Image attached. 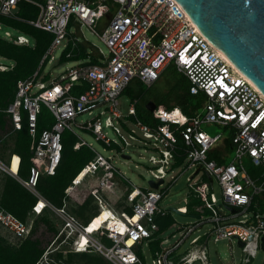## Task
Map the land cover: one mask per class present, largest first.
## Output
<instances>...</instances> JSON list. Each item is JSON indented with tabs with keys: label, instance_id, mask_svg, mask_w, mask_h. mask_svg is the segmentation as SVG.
Returning a JSON list of instances; mask_svg holds the SVG:
<instances>
[{
	"label": "built area",
	"instance_id": "2783aa9c",
	"mask_svg": "<svg viewBox=\"0 0 264 264\" xmlns=\"http://www.w3.org/2000/svg\"><path fill=\"white\" fill-rule=\"evenodd\" d=\"M21 1L37 9L36 18L26 23L53 36L41 63L45 60L47 64L51 63L58 46H61V53L57 61L65 51H68L66 57L72 56L80 42L89 46L87 59L73 62L55 80L45 82L34 73L30 78L18 81L14 99L5 110L11 116L14 130L22 124V111L26 113L33 156L25 180L17 176V171H11L13 156L9 165L0 161V170L14 177L36 198L32 208L34 215L47 211L56 219L57 234L38 264H61V259L51 255L67 252L96 255L107 264H144L133 248L157 236V219L167 214L160 210L159 202L178 179L172 178L165 187V178L184 162L185 170L200 168L212 176L220 188L226 210L217 208V200L210 191L213 186L203 180L204 173L199 172V186H191L196 177L192 175L187 179L192 189L188 196L191 194L201 201L193 207V215L198 219L183 228L182 237L170 249L159 250L152 264H211L207 250L211 235H215L214 242L234 238L244 245L243 251L255 254L260 248V239L264 238V212L253 205L255 198L264 194V96L261 92L233 69L175 0H45L43 4L34 0H0V16L22 21L17 17ZM72 27L76 29L74 33ZM82 27L99 38L107 48V55L83 38ZM0 33L3 37H11L1 25ZM13 42L27 45L28 39L17 36ZM90 57L94 58V63L86 64ZM168 65L187 79L190 95L205 96L199 112L188 116L179 109L155 108L151 113L157 124L147 126L136 116L137 101L128 100L127 112L123 114L119 109L123 90L133 80L151 86ZM9 68L0 63V71ZM74 87L82 88L73 93ZM41 106L51 113L54 123L36 140ZM94 112L97 113L91 120L77 123L78 116ZM207 124L232 129L234 154L231 162L217 164L209 158L210 152H220L216 144L222 134L210 137L202 130V125ZM73 127L93 135L104 146L103 151L109 149L112 152V148H117L113 150L120 154L123 151L120 143L109 139L103 129L111 128L127 147L131 144L121 134L124 129L128 139L136 142L144 152L155 153L149 158L151 168L148 172L152 180L148 182L162 183L157 189L149 187L150 190L133 186L113 166L111 157L98 154L81 141L93 153V158L72 179L64 193L67 199L75 202L79 198L76 193L83 188L92 195L97 213L84 224L68 211V200L64 199L61 207L52 205L37 192V182L42 174L54 175L61 161L62 134L68 131L76 136ZM125 156L121 155L123 159ZM178 158H182L179 165ZM244 158L259 169L255 179L244 170ZM121 183L128 187L122 195L123 204L118 208L111 199H120L116 190ZM126 208H130L131 215ZM176 210L188 214L185 207ZM104 211L109 216L92 227ZM237 217L242 219L237 223L230 222ZM204 223L212 224L209 236L206 239L194 237L190 249L177 255L182 244ZM0 226L16 238H26L31 229L1 207Z\"/></svg>",
	"mask_w": 264,
	"mask_h": 264
},
{
	"label": "trees",
	"instance_id": "16d2710c",
	"mask_svg": "<svg viewBox=\"0 0 264 264\" xmlns=\"http://www.w3.org/2000/svg\"><path fill=\"white\" fill-rule=\"evenodd\" d=\"M37 9L32 5L21 1L18 4L17 17L21 19L13 20L0 16V25L2 30H12L16 33L12 40L5 39L0 34V58L3 61H8L6 66L11 67L6 71H0V146L6 151L4 161L9 165V160L12 156L11 171H17V176L25 180L28 178L29 169L32 166V152L30 150L32 138L29 134L27 116L22 111V124L19 129L14 130L11 116L6 113L7 107L12 103L15 92L16 84L20 80L30 78L34 73L37 77L45 82L50 81L48 73L43 74L47 65V61L41 60L52 41V35L36 29L26 23V21L36 18ZM17 36H24L28 39L27 45H16L13 40ZM89 46L85 43H78L77 51L72 56L66 57L65 51L60 56L57 63L59 65L66 63H73L80 60L87 59V51ZM94 58L86 64H93ZM168 68L170 75H166ZM161 84V86H159ZM82 87H74L72 92L79 91ZM121 96L126 97L128 100H136L135 112L137 118L147 126H154L157 122L153 119V115L146 108L149 102L155 105L156 109H179L188 116H194L201 109L205 102L203 94L190 95L189 83L182 75L176 72L172 65H168L161 73L159 79L151 86L147 87L140 83L138 80H133L122 92ZM54 123V118L51 113L41 106L40 113L37 118L35 139H39L41 133L51 128ZM229 131L228 144L230 147L233 131L230 127H223ZM76 137L68 131L62 134V153L61 161L53 176L42 174L37 182L36 190L41 193V196L56 207H61L63 200H68V211L76 215L83 223H87L97 212V207L93 204V197L87 193L83 188L80 189L84 192L79 198L73 202L65 197V189L71 184L72 179L79 173L84 165L93 158V153L82 143H76ZM74 139V140H73ZM75 146V148H74ZM18 158L20 159L18 165ZM211 160L217 164L226 163L221 158H212ZM182 163V158L177 159V165ZM18 165V170H17ZM73 167L70 175L65 174L68 167ZM3 184L0 192V207L14 215L21 222L30 225V233L26 238H16L19 244H13L0 235V264H38L45 250L52 242L57 234L55 226V219L50 220L46 216L47 211L40 215H34L32 208L36 204V198L26 190L14 177L3 174ZM250 176H256V170L250 172ZM203 180L207 181L203 175ZM79 190V191H80ZM85 195V196H84ZM122 205V202L120 203ZM201 201L195 199L190 194L187 213L193 214V207L200 205ZM119 205V204H118ZM253 205L256 209L264 212V194L255 198ZM41 207L39 203L36 207L38 211ZM129 215L132 214L130 208H126ZM89 214V217L87 215ZM94 214V215H92ZM168 213L157 219L167 217ZM37 222L45 227V231L51 235V239L44 245L39 238H34L35 228ZM100 223L97 219L92 227H96ZM161 227L158 224V231ZM65 248V247H64ZM75 255H89L96 259L99 263L86 262L84 264H107L101 257L92 254H77L67 252L65 255L55 253L51 255L55 259H61V264H81L75 260Z\"/></svg>",
	"mask_w": 264,
	"mask_h": 264
},
{
	"label": "rangeland",
	"instance_id": "374dc122",
	"mask_svg": "<svg viewBox=\"0 0 264 264\" xmlns=\"http://www.w3.org/2000/svg\"><path fill=\"white\" fill-rule=\"evenodd\" d=\"M38 3L43 4L45 0H34ZM11 37L5 39L12 40L16 33L12 30H8ZM76 29L72 27L71 32L74 33ZM1 34V33H0ZM79 38H81V35L83 38L88 41L91 45L94 47L100 49L105 55H107V48L101 43L99 38L91 33L86 27L81 28V35L78 33ZM61 53V46H58L57 49L54 50L52 54V61L51 63L47 64L43 74L48 73L50 76V80L57 79L61 74H64V71L72 66V63H66L59 65L57 63V59ZM1 64H9L8 61H3L0 58ZM171 68H168L166 75H170ZM161 86V84L159 85ZM129 101L126 97L120 96L119 98V109L123 114H126L128 109ZM97 112H94L92 115L83 114L78 116L77 123L82 124L86 123L87 121L91 120L93 116ZM132 128V127H131ZM202 130L209 135L210 137H213L218 134H222V139L216 144L217 148H220V152H210L209 157H216L221 158L226 163H229L233 159V150L230 148L228 144V137H229V131L225 128L215 125V124H207L202 125ZM73 132L75 133V139L76 143L79 144L81 141L86 143L87 145H90L98 154L104 156V157H111V162L113 166H115L126 179L130 181V183L140 189L150 190L148 181L152 180V176L149 174L148 170L151 168V164L149 162V158L151 156H155V153H153L150 150L143 151V148L139 147L136 142H132L128 139V135L124 129H121V134L124 135V137L127 139V141L131 144L130 146L124 147L122 143L120 142V139L117 137L116 134L113 133L111 128H104L103 132L107 135L109 139H115L117 142L120 143V149H122V153L120 154L118 151L113 150L117 148H112V152H110L109 149H105L103 151L104 146L96 141L94 139V136L82 131L81 129H78L76 127H73ZM136 132L138 135L141 136V133L136 129ZM74 140V139H73ZM75 148V146H74ZM4 149L0 146V155H5ZM130 156V159H123L121 155ZM5 157H0V161L5 164L4 161ZM242 165L244 170L247 172V174L250 176V172L252 170H256V176L252 177L255 179L259 175V169L253 167V165L250 163V161L247 158H244L242 160ZM186 163L184 162L180 166H176L173 171L166 176L165 178V187L171 182L172 178H177V181L172 185L168 193L162 198V200L159 202V208L160 210L168 213L167 217L162 218L158 221L159 226L161 227L158 231L157 236L151 240V241H144L141 246H137L133 248L135 253L139 256V258L142 260L144 264H152V260L154 259L155 254L159 250H167L170 249L183 235L184 227L191 226L196 222V219L193 214H187V216H180L174 212H170V208H180V207H187L188 205V195L191 192V186L192 185H200L201 181V174L199 173L196 175V177L193 179L191 186L187 183V179L190 178L193 173L195 172L194 169L185 170ZM73 171V167H68L65 170L66 175H70ZM5 174L2 170H0V192L2 189L3 184V178ZM210 191L214 194L217 203L216 206L219 210L225 211L222 204V197H221V191L217 184V182L213 181V189H210ZM41 195V193H39ZM79 197L81 194H84L83 191H79L76 193ZM85 196V195H84ZM81 197V196H80ZM117 200L111 201L117 206L118 208H121V202H116ZM119 204V205H118ZM95 212L94 214H96ZM228 214L229 212L226 211ZM92 214V215H94ZM46 216L49 217L50 220L55 219V217L50 213L47 212ZM89 217V214L86 218ZM204 219H206V216H204ZM241 217H237L230 222L237 223L239 220H241ZM56 222V219H55ZM85 224V223H84ZM212 229V224L210 223H204L202 226L197 228V230L182 244L179 251L176 253L177 255H182L186 250L190 249V241L196 236H200L203 239H206L207 236H209V233ZM35 233L33 234L34 238H39L42 243L45 245L50 239L51 235L48 234L47 231H45V227L41 224V222H37ZM0 235L4 237L6 240H8L11 243L19 244L20 242L18 239L13 237V235L9 234V232L5 229H3L0 226ZM99 239V238H98ZM215 235H211L209 237V240L207 242V250H208V258L211 264H264V250L257 249L255 251V254L247 253L246 251H243L241 247H238L237 240L232 239H221L216 242H214ZM251 251L253 252V248H251ZM75 260L78 263L84 264L86 262H95L99 263L96 259L92 258V256L89 255H75ZM199 264V263H196Z\"/></svg>",
	"mask_w": 264,
	"mask_h": 264
},
{
	"label": "water",
	"instance_id": "95a60500",
	"mask_svg": "<svg viewBox=\"0 0 264 264\" xmlns=\"http://www.w3.org/2000/svg\"><path fill=\"white\" fill-rule=\"evenodd\" d=\"M200 33L217 48L228 61L246 77L264 96V0H175ZM149 112L155 105L149 102ZM129 159L128 156H125ZM203 172L210 187L212 176L197 168L193 175ZM158 183L148 182L151 189ZM180 216H187L174 208ZM198 219V217H195ZM238 247L243 248L241 242ZM264 238L260 239V249Z\"/></svg>",
	"mask_w": 264,
	"mask_h": 264
},
{
	"label": "crops",
	"instance_id": "0c3cea01",
	"mask_svg": "<svg viewBox=\"0 0 264 264\" xmlns=\"http://www.w3.org/2000/svg\"><path fill=\"white\" fill-rule=\"evenodd\" d=\"M231 149H232V147H230ZM12 158V157H11ZM10 158V159H11ZM13 158H14V156H13ZM12 158V159H13ZM10 161V160H9ZM18 162H19V158H18ZM17 170H18V165H17ZM205 176V175H204ZM206 177V176H205ZM207 179V178H206ZM207 182H208V180H207ZM209 183V182H208ZM128 186L125 184V183H121V185L119 186V188H117V196L118 197H120V199L118 200V201H116V202H122V199H123V197H122V195H123V193L125 192V190H126V188H127ZM115 199H118V198H115ZM115 199H111L113 202H114V200ZM188 199H189V196H188ZM123 204V203H122ZM122 206V205H121ZM117 207V206H116ZM186 208V210H187V207H185ZM39 209H40V207H39ZM38 209V210H39ZM101 220H103V214L101 215V217L99 218V221H101ZM251 248H252V245H251ZM263 250H264V248H263Z\"/></svg>",
	"mask_w": 264,
	"mask_h": 264
},
{
	"label": "bare ground",
	"instance_id": "6f19581e",
	"mask_svg": "<svg viewBox=\"0 0 264 264\" xmlns=\"http://www.w3.org/2000/svg\"><path fill=\"white\" fill-rule=\"evenodd\" d=\"M217 49V48H216ZM218 50V49H217ZM218 52L220 53V55L224 58V59H227L219 50H218ZM228 60V59H227ZM229 62V61H228ZM230 63V62H229ZM231 64V63H230ZM232 65V64H231ZM232 67H233V69H235L239 74H241L233 65H232ZM242 75V74H241ZM243 76V75H242ZM246 78V77H245ZM247 79V78H246ZM41 204H42V202H40ZM103 220L104 219H106L108 216H109V214H108V212L107 211H104L103 213Z\"/></svg>",
	"mask_w": 264,
	"mask_h": 264
}]
</instances>
